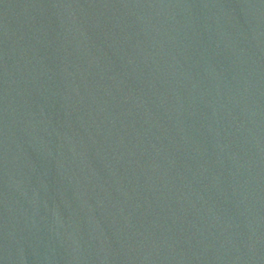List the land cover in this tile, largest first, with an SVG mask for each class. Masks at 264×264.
<instances>
[{
    "label": "water",
    "instance_id": "1",
    "mask_svg": "<svg viewBox=\"0 0 264 264\" xmlns=\"http://www.w3.org/2000/svg\"><path fill=\"white\" fill-rule=\"evenodd\" d=\"M0 264H264V0H0Z\"/></svg>",
    "mask_w": 264,
    "mask_h": 264
}]
</instances>
